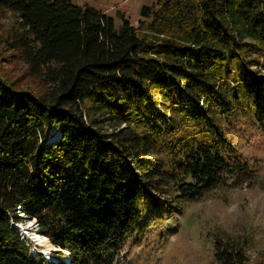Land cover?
I'll list each match as a JSON object with an SVG mask.
<instances>
[{
  "label": "trees",
  "instance_id": "obj_1",
  "mask_svg": "<svg viewBox=\"0 0 264 264\" xmlns=\"http://www.w3.org/2000/svg\"><path fill=\"white\" fill-rule=\"evenodd\" d=\"M2 13L35 88L0 68V264H51L30 257L20 215L69 264H109L150 221L252 173L223 124L246 113L264 132V0H159L138 27L71 0ZM214 248L249 264L234 239Z\"/></svg>",
  "mask_w": 264,
  "mask_h": 264
},
{
  "label": "rangeland",
  "instance_id": "obj_2",
  "mask_svg": "<svg viewBox=\"0 0 264 264\" xmlns=\"http://www.w3.org/2000/svg\"><path fill=\"white\" fill-rule=\"evenodd\" d=\"M71 1L104 10L115 19L118 27L121 20L117 12L120 11L134 27H138L142 21V7L155 5L159 0ZM15 28L16 20L10 13L0 14V68L7 77L19 80L20 86L32 90L35 85L28 76L27 65L3 43ZM51 128L48 129L50 141L57 134ZM223 128L236 152L253 170L249 177L219 186L203 198L188 202L182 214L165 215L163 221H150L151 226L131 238L117 254H113L114 260L109 264H217L214 247L218 238H231L242 243L249 264H264V132L253 117L246 113H237L223 124ZM160 197L164 198L159 194L155 196L156 199ZM20 218H23L22 222L15 223L14 228L22 237L20 228L27 227V240L24 242L35 256L30 253V257L36 259L39 255L48 256L49 253L61 251L40 247L43 252L37 256L35 252L38 246L34 245V236L49 240L38 231L35 220L22 215ZM55 258L59 262L60 257Z\"/></svg>",
  "mask_w": 264,
  "mask_h": 264
},
{
  "label": "bare ground",
  "instance_id": "obj_3",
  "mask_svg": "<svg viewBox=\"0 0 264 264\" xmlns=\"http://www.w3.org/2000/svg\"><path fill=\"white\" fill-rule=\"evenodd\" d=\"M52 129V128H51ZM55 137V136H54ZM22 227V226H21ZM18 228V227H17ZM27 228V227H26ZM25 227L24 228H20V232H21V234H22V239H23V241H25V240H27V238H26V233H25V229H26ZM19 229V228H18ZM32 240V239H31ZM33 242L35 243L34 245H36V246H38V247H36L37 249H36V254H37V256H38V254H42V252H43V249L45 248V249H52L53 251L54 250H60V249H58V248H56V247H54L50 242H48L47 240H44L42 237H40V236H34V239H33ZM49 243L51 244V247H50V245H49ZM43 248V249H41V248ZM40 250H42V251H40ZM44 252H46V251H44ZM47 253V252H46ZM69 254L67 253V255L64 257V258H62V257H60V260H59V262H56V258H55V255H54V253H49V255L47 256V254H45V255H39V256H44L43 258L46 260V261H48V262H50L51 264H69V260H70V258H69V256H68ZM31 256H34L33 255V253H31ZM35 257V256H34Z\"/></svg>",
  "mask_w": 264,
  "mask_h": 264
},
{
  "label": "water",
  "instance_id": "obj_4",
  "mask_svg": "<svg viewBox=\"0 0 264 264\" xmlns=\"http://www.w3.org/2000/svg\"><path fill=\"white\" fill-rule=\"evenodd\" d=\"M35 222H36V220H35ZM45 236V235H44Z\"/></svg>",
  "mask_w": 264,
  "mask_h": 264
}]
</instances>
